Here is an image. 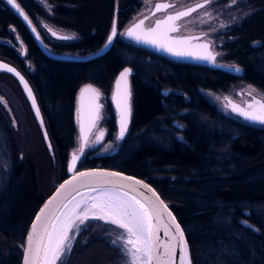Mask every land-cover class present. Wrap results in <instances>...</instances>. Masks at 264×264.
<instances>
[{
	"label": "trees",
	"instance_id": "trees-1",
	"mask_svg": "<svg viewBox=\"0 0 264 264\" xmlns=\"http://www.w3.org/2000/svg\"><path fill=\"white\" fill-rule=\"evenodd\" d=\"M16 2L30 21H45L77 37L50 42L38 32L47 48L79 56L101 48L113 21L118 31L140 6L139 0H47L52 5L48 15L33 0ZM246 3L255 10L225 34L231 40L221 48L223 64L240 68L236 73L168 59L123 35L92 60L54 59L42 53L25 25L0 0V60L26 77L43 120H34L17 86L27 112L24 122L14 110L18 125L13 126L2 97L7 83L1 75L7 73L0 72V264H20L29 223L47 197L48 178L40 174L43 159L51 178L59 182L67 175L77 91L90 84L107 94L125 67L133 70L129 133L117 151L85 160L79 168L99 166L147 180L180 223L191 264H264V126L232 112V117L222 114L200 92L225 91L242 81L264 93V0ZM11 31L25 49L26 62L10 43ZM174 118L183 125V140L175 135ZM106 125L113 130V117ZM44 143L53 155L46 153ZM53 160L56 171L48 166ZM101 227L116 229L90 220L73 231L71 251L61 263L125 264Z\"/></svg>",
	"mask_w": 264,
	"mask_h": 264
},
{
	"label": "snow or ice",
	"instance_id": "snow-or-ice-1",
	"mask_svg": "<svg viewBox=\"0 0 264 264\" xmlns=\"http://www.w3.org/2000/svg\"><path fill=\"white\" fill-rule=\"evenodd\" d=\"M210 2L211 0H204V4H199L195 8H189L186 11H179L174 15H167L163 20H157L155 27L149 28L143 32H137V29L143 24V21H141L139 24L129 28L124 34L138 43L142 42L145 44L157 45L174 56H191L195 59L205 60L209 63L215 64L216 55L209 50V45L206 43L197 45V47L204 49L203 54H195L186 48L179 47L188 44L192 39L199 40V37L182 38L179 40H172L169 43L163 42L168 40L167 32H176L179 30V26L175 23L176 21L190 15L192 12H195L197 8H202ZM237 2L238 0H231L229 7L235 6ZM6 3L16 9L18 14L28 21L29 18L19 9L16 0H6ZM170 6L172 5L165 4L162 6L161 4H157L156 10L159 11L162 8ZM233 19L236 18L234 17ZM161 24L168 25L167 32H158ZM221 27H225V25H221ZM32 31L36 32L37 29L32 27ZM48 31L58 39L67 40L72 38L68 36H57V33L50 28ZM117 35L118 33L114 22L104 48L109 47ZM39 38V34H37V39ZM170 45H176L177 47ZM102 51L103 49H101V52ZM0 67L7 66L0 65ZM231 70L235 72L241 71L238 67ZM7 71L19 75L18 73H15V70L11 67H7ZM130 72L131 69L125 68L116 81V94L113 99L117 101V108L120 110L117 140H123L127 132V117L130 114V109L128 106L129 93L126 88V83ZM21 83H24L22 77ZM122 83L125 85L123 90L121 89ZM24 87L28 92L29 98L32 99L35 108V100L26 83H24ZM81 93H90L94 100L99 97V93L91 86L83 88ZM167 94V92L164 93V95ZM224 99L227 102L226 107H230L232 111L237 112V114L243 116L245 119L264 123V103L254 99L252 103H249L246 106V108H240L238 105L229 101L227 97ZM36 115L39 117L38 109H36ZM99 119L100 105L96 104L93 108V114L90 119L89 132H91V129L96 126ZM175 127L177 128V131H183V125L176 124ZM104 135L105 133L100 131L99 134L95 136L92 143H101ZM45 137L47 138V134H45ZM80 139L82 143L79 152L83 154L84 148L88 146L83 125H81ZM177 139L183 140V137L178 136ZM78 160L79 157L77 155L73 154L71 156V162L69 164L70 170L76 166ZM118 177H120V174L115 172H80L77 176L73 177L71 181H65L61 184L57 193L54 194L48 204L55 201L57 197L75 181H93L95 186L91 191L95 192L96 195H89L86 199L82 196L80 200H76L75 196H72L70 199L61 202L57 206V212H60L61 215L53 213L48 216L47 223L44 225L43 230L37 232L38 222L44 216L48 205H46L45 208H42L41 213L38 214L36 221L33 223L32 232H30L28 236L24 264H37V259L41 253H43V257L47 264H57V261L60 260L65 252L71 251L70 240L73 239V237L70 235V232L80 231L81 227L85 226L92 219L115 225L121 230L120 234H118L116 239L113 240V245L116 246L126 258V264H152L154 258L153 249L158 246L156 244V241L158 240L157 232L160 230V221L164 218L165 214L171 218V222H164V231L166 234L170 233V235L168 242L164 244V251L157 253V258L162 257L166 259L168 256H171L173 264H176V252L178 249L180 253L179 264H186V261H188L186 255L187 245L183 240V232L179 225H175V232H172V227L175 224L174 218L171 217L170 212H167L166 206L163 205V202L160 201L156 193L142 181L136 180L130 182L131 178L125 177L117 179ZM137 186L150 192L152 194L151 197L142 196L139 193ZM243 207L247 206L245 205ZM243 214L248 216L250 215V212H245ZM242 223H244V221H242ZM34 236L36 237L35 246L33 245ZM172 241L176 242L172 243ZM49 254H51L50 259Z\"/></svg>",
	"mask_w": 264,
	"mask_h": 264
},
{
	"label": "rangeland",
	"instance_id": "rangeland-1",
	"mask_svg": "<svg viewBox=\"0 0 264 264\" xmlns=\"http://www.w3.org/2000/svg\"><path fill=\"white\" fill-rule=\"evenodd\" d=\"M33 1L37 3L39 6H41L46 14L48 15L51 14L52 5H50L47 2V0L46 2L45 0H33ZM201 1H204V0H139L140 6L130 16L127 22L120 29H118L117 37H121L122 36L121 34H123L124 30L129 25L134 23L136 20L146 17L143 24L145 27H149L154 22V20L160 19L164 17L166 14H172L174 12L184 10L185 8L190 7ZM156 2H161V3L166 2L168 5H172V6L167 7L164 11H158L154 15L149 16L154 3ZM230 4H231V0H211V2L206 4L204 7L199 8L195 12H192L190 15L183 17L179 21L175 22L178 24L179 30L176 31L174 35L183 36V35L202 34L203 35L202 38L204 40H207L210 43V48L212 52L216 54V61L221 64L225 63V61L222 59L224 51L221 48L226 43L227 40L229 39L231 40V38L230 37L227 38L225 34L229 32L231 28L239 24L241 20L248 17L255 10L246 3V0H238V2L233 7H229ZM234 17L236 19H233ZM42 22H45V21H42ZM42 22H40L38 19L37 21H34L32 23L34 27L37 29V31L40 33L43 39L46 38V40L53 42L52 37L47 32V29L49 28L59 33L70 35L73 38L77 39V37L73 33H70L69 31H66L63 29L55 28L46 22H45V25H47V27L46 29H44L42 27V24L44 23ZM221 25H225V27H221ZM11 32L13 34V39L10 43L15 48L16 52L20 53V56H21V50H22L21 41L19 37H17L15 31L14 32L11 31ZM75 56H79V55H75ZM21 58L26 62L23 56H21ZM1 76L3 77L2 80L5 83H7V84L2 85V88L5 91L4 92L5 96L2 95V97L5 100L6 110L8 114L11 115V118L13 120V123H14L13 126L16 127V125H18L17 124L18 120L13 116L15 115L14 113L15 111H17V113L18 111H20V114H18L19 120L23 119L24 122H26L24 117L27 111L24 108V101L21 98L22 91L20 93L19 87H17L19 85H17V83L11 76L9 75L7 76V74L6 76L5 74ZM99 92H100V105H101L100 119L97 122L94 130L92 131L90 137L87 140L88 146L84 148V152L83 154H81L78 160L76 170H81L79 167L82 164V162H84L85 160H88L93 157L109 156L113 152L117 151L121 147L124 141V139L117 140V130L115 126L111 132H108L107 128L105 127V121L109 117V114L106 111L107 106H109V108L112 110L111 99H110L112 88L109 90L107 94H103L100 90ZM200 92L202 96L209 103L213 104L218 111H220L222 114L226 116H231V117L232 115L230 111L228 110V108L226 107V101L224 99L225 97H227L230 100L236 101L240 104H244L245 101L251 100L253 97L260 98L264 101V93L262 91L242 81L235 82L225 91H211V90L201 89ZM184 112L185 110H181L179 113H184ZM34 120L36 121L35 118ZM74 122L76 125L75 117H74ZM171 124L175 127L176 124H180V123L178 119L174 118L171 120ZM100 131H103L105 135L101 143L96 145L95 143H92V141H94L95 136L98 135ZM128 133H129V130H127V133L125 134L126 137ZM175 135L181 136L179 131H176ZM79 148H80V140H79L78 133L75 131L74 144L67 153L66 166H67V162L69 160L70 154L71 153L78 154ZM45 150H46V153H48L50 156L53 155L51 152V148L47 146L46 144H45ZM40 157H41V153H40ZM41 158L43 159V156ZM43 160L44 161L41 164L40 174L43 175L45 180L48 178L47 180L48 188L44 190V195L48 196L61 180L58 182L56 181L57 178L55 177L51 178L52 175H49V172L47 171L48 168H47L45 159ZM51 162L52 164L50 163L51 165H48V166H51V170L54 169L56 171L54 160ZM96 167H99V166H96ZM92 220H95V219H92ZM101 222L105 223L104 221H101ZM108 225H111V224H108ZM111 226H114L117 230L111 229L110 227L109 228L101 227L102 228L101 233L104 236L106 235L107 238H109V242L113 244V240L116 239L117 235L120 234L121 230L118 229L115 225H111ZM72 232H70L71 236H73ZM72 242H73V239L70 240V244ZM66 253L67 252H65L64 255ZM64 255L60 258L59 261H57V264L59 263L62 264L61 262H63L62 259L64 258ZM124 263L126 264L125 257H124Z\"/></svg>",
	"mask_w": 264,
	"mask_h": 264
},
{
	"label": "water",
	"instance_id": "water-1",
	"mask_svg": "<svg viewBox=\"0 0 264 264\" xmlns=\"http://www.w3.org/2000/svg\"><path fill=\"white\" fill-rule=\"evenodd\" d=\"M2 1L17 15V17L21 20V22L25 25V27L29 31L30 35L32 36L33 40L35 41V43L37 44V46L39 47V49L42 51V53H44L48 57H51V58H54V59H60V60H67V61L85 62V61L92 60L94 58H97V57L105 54L110 49V47L112 45L111 44V45H109V47L104 48V45L107 42V39H106L101 48H99L95 52H92V53L87 54V55H82V56H75V55H72V54H65V53H63V54L54 53L49 48L46 47V45L42 42L41 38L37 39V34H39V33H38V31H36V32H33L32 31V27H34V25L30 21V19H28V21H26L22 16H20L18 14V11L16 9L12 8L10 5H8L6 3V0H2ZM157 4H161L163 6V5L167 4V3L166 2H162V3L161 2H156V3H154L153 8H152L149 16L154 15L155 13L158 12L156 10V5ZM199 4H204V1H201L199 3H196V4H194V5L190 6V7H187L184 10H181V11H186L189 8H195ZM19 9L21 11H23L20 6H19ZM165 9L166 8H162L159 11H164ZM198 9L199 8H197V10ZM175 13L176 12H174L172 14H166L162 18L154 20V22L149 27H145L144 24H142L141 27L137 29V32H143V31H146L149 28L155 27L157 20H163L167 15H174ZM25 15H26V13H25ZM145 18L146 17H143V18H141L139 20H136L134 23H132L131 25H129L124 30L123 37H125L126 39H128L129 41H131L135 45H138L140 47L146 48V49H148V50H150L152 52H155V53H157V54H159L161 56H164V57H166L168 59H172V60H176V61H180V62H189V63H195V64H202V65L212 66V67H219V68H223V69H227V70H230L232 72H235V71L231 70L233 68H230L229 66L224 65V64H220L216 60H215V64H212V63H209L208 61L195 59V58H193L191 56H174L170 52L163 50L162 48L158 47L157 45H154V44H145V43H142V42H139L138 43L134 39H131L126 34H124V33L127 32V30L129 28L133 27L136 24H139L141 21H143V23H144ZM114 22L115 21H113V23H112L111 30L113 28ZM115 25H116V23H115ZM167 28H168V25L161 24L160 29L158 30V32L159 33H165V32H167ZM111 30H110V32H111ZM52 31H54V30H52ZM47 32L49 33V35L52 38L58 39L57 37H54L51 34V32L48 31V29H47ZM54 32L57 33V36H68L69 37V35H66V34H63V33H59L57 31H54ZM110 32H109V34H110ZM174 33L175 32H167L168 40L167 41H163V42L169 43L172 40H179V39L188 38V37H199L200 38L199 40L192 39V40L189 41L188 44L182 45V46H179V47L186 48L187 50L192 51L195 54H203L204 53V49L197 47V45L198 44H205L206 43V44L209 45V50L212 51L211 48H210V43L207 40H204L202 38L203 37L202 34L176 36V35H174ZM108 36H107V38H108ZM170 46L177 47L176 45H170ZM101 49H103L102 52H101ZM24 53H25V49H24V47H22L21 56H24ZM212 53L215 54L214 52H212ZM0 65H5L7 67H11V68H13L15 70V73H18L19 74V75H16L13 72L7 71V67H0V72H4V73L9 74L18 83V85H19V87H20L23 95L26 98V101H27V103H28V105H29V107L31 109V112H32L34 118L36 119L37 123L42 124L43 123V120H42L40 108H39L38 103L36 101L35 94H34L32 88H31L28 80L26 79V77L22 74V72L18 68H16L15 66H13L12 64H10V63H8L6 61L0 60ZM125 68H129V67H125ZM125 68H123L116 75V77H115V79L113 81V84H112V92H111V98H110L111 99V104L113 106L114 113H115L116 127H117V129H116L117 130V135H118V132H119L120 110L117 108V101L115 99H113V97L116 94V81H117L120 73ZM129 69H131V68H129ZM236 73H239V72H236ZM132 74H133V70L131 69V72H130L129 76L127 77V83H126V88H127L128 93H129L128 106H129V109H130V114L127 117V130L129 129V124H130V120H131V117H132V92H131V88H130V77H131ZM21 77L23 78L24 83H26L28 85V89H30V91H31L32 97L35 100V108L33 106L32 99L29 98L28 92L25 90L24 83H21ZM87 86H91V87H93V88L96 89V87H94V86H92L90 84L84 85L78 91V93L76 95L75 102H74V109H75L74 116H75V119H76V131H77L78 136H79L80 145L82 143V141L80 139V136H81V125H83V127H84V134H85V137L88 140V138L90 137L92 131L95 128V127H93L91 129V132H89V124H90V119H91L92 114H93V108H94V106L96 104L100 105L99 104L100 92H99L98 89H96V91L99 93V97L96 98L95 100L93 99V97H92V95L90 93H83V94L81 93V90L83 88L87 87ZM124 88H125V85L122 83L121 89L123 90ZM165 92L166 91L164 90L163 93H165ZM254 99L255 100H258V101H260L262 103H264V101L262 99L257 98V97H253L251 100L245 101L244 104H240V103H238L236 101H233V100H230V99H228V100L231 101L233 104L238 105L240 108H246V106L249 103H252ZM227 108H228V110L230 112H232L233 114H236L237 116L241 117L245 121H248V122H251V123H254V124H259V125L264 126V123L253 122V121L247 120L243 116L237 114V112L232 111L230 107H227ZM36 109L39 110V117L36 115ZM73 154L74 153H71L70 154L69 160L67 162V166H66V173H67V175H66V177L64 179H62L55 186V188L52 190V192L43 200V202L40 204V206L36 210L34 216L32 217V219H31V221L29 223V226L27 228V231H26V234H25L24 240H23V246H22V254H21L20 264H24L25 255H26L25 249H26L27 243H28V236H29L30 232H32L33 223L36 221V218H37L38 214L41 213V209L42 208H45V206L48 205L44 216L38 222V227H37V230H36L37 232H40V231L43 230L44 225L47 223V217L48 216L52 215L53 213H55L56 215H60V212H57V206L61 202H64L67 199H70L72 196L78 195L79 193H82V192H85V191H91V189L95 186L94 185V182L91 181V180L75 181L71 185H69L64 190V192H62L57 197V199L55 201H53L51 204H48V202L54 196V194L57 193V190L59 189L60 185L63 184L65 181H71L73 179V177L77 176L80 172H115V173H119L120 174V177H118L117 179L127 177V178H131V181L130 182H134L136 180H139V181H142L143 183L147 184L148 187L151 188L156 193V195L159 197L160 201L163 202V205L166 206L167 212H170L171 213V217L174 218L175 224L172 227V232H175V225H179L181 231L183 232V240L186 242V245H187V241H186V237H185L184 231H183L180 223L178 222L175 214L173 213V211L171 210V208L169 207V205L166 203V201L161 197V195L155 190V188L147 180L142 179V178H139V177H136V176L131 175V174H127V173L121 172V171L112 170V169H106V168H101V167H92V168H85V169H81V170H76V166H77V164H76V166L70 170L69 169V164L71 162V156ZM75 155H77L80 158L81 153L79 152L78 154H75ZM137 188H138L139 193L142 196L151 197L152 194L150 192H148L146 189L139 188V186H137ZM165 221L171 222V218H169L166 214L164 215V218L160 221V230L157 232L158 240L156 241V244L158 246L157 247H154V249H153V257L154 258L152 260V264H173V260H172V257L171 256H168L166 259L165 258H162V257L161 258H157V253H160V252H163L164 251V244L168 242L169 235H170V233L169 234H166L165 231H164V222ZM35 241H36V237L34 236L33 237V245L34 246H35ZM45 242H46V240H45ZM175 242L176 241H172V243H175ZM186 255L188 257L189 264H191L190 263V258H189L188 245H187V249H186ZM179 256H180V253H179V250L177 249V252H176V264H179ZM44 260L45 259L43 257V253H41L40 256L37 259V264H44Z\"/></svg>",
	"mask_w": 264,
	"mask_h": 264
},
{
	"label": "flooded vegetation",
	"instance_id": "flooded-vegetation-1",
	"mask_svg": "<svg viewBox=\"0 0 264 264\" xmlns=\"http://www.w3.org/2000/svg\"><path fill=\"white\" fill-rule=\"evenodd\" d=\"M112 88V87H111ZM102 92V91H101ZM103 93V92H102ZM104 94V93H103ZM77 95V94H76ZM75 99H76V96H75ZM99 104H100V97H99ZM111 107H112V110L109 108V106H107V108H106V111L108 112V114H109V117L106 119V121H105V127L107 128V130H108V132H111L110 130H109V128H108V126L106 125V122L109 120V118L110 117H113V119H114V126L116 127V119H115V113H114V109H113V106H112V104H111ZM100 109H101V105H100ZM114 129V128H113ZM116 129H117V127H116ZM126 137V136H125ZM124 137V138H125Z\"/></svg>",
	"mask_w": 264,
	"mask_h": 264
},
{
	"label": "bare ground",
	"instance_id": "bare-ground-1",
	"mask_svg": "<svg viewBox=\"0 0 264 264\" xmlns=\"http://www.w3.org/2000/svg\"><path fill=\"white\" fill-rule=\"evenodd\" d=\"M89 195H96L95 192H92V191H85V192H82V193H79L78 195L75 196V199L76 200H80L81 197L83 196L85 199L88 198ZM61 215V213H60ZM51 258V254H49V259ZM44 264H47V262L44 260ZM186 264H189L188 261H186Z\"/></svg>",
	"mask_w": 264,
	"mask_h": 264
}]
</instances>
